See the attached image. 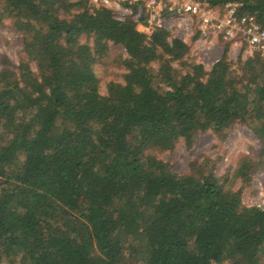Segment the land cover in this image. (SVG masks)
I'll return each instance as SVG.
<instances>
[{"label":"trees","instance_id":"trees-1","mask_svg":"<svg viewBox=\"0 0 264 264\" xmlns=\"http://www.w3.org/2000/svg\"><path fill=\"white\" fill-rule=\"evenodd\" d=\"M239 1L264 24V0ZM135 18L90 0H0V29L10 19L25 53L0 66V264H264V207L154 153L242 123L264 155V59L235 68L226 49L208 70ZM111 43L126 72L103 92L95 64Z\"/></svg>","mask_w":264,"mask_h":264},{"label":"rangeland","instance_id":"rangeland-1","mask_svg":"<svg viewBox=\"0 0 264 264\" xmlns=\"http://www.w3.org/2000/svg\"><path fill=\"white\" fill-rule=\"evenodd\" d=\"M143 31V28L138 25ZM176 34L173 33V36ZM197 35L189 39V59L201 63L199 60V45L196 44ZM91 40L87 36L83 41ZM216 47L209 61L204 66L210 70L214 61L220 58L228 49V59L237 68L243 60V49L233 50L228 43H221ZM223 51V52H222ZM22 35L15 32L10 19H6L0 29V66L3 60L10 61L9 66L18 65L24 56ZM127 57L122 45L110 44L109 52L95 64V70L100 77L101 90L106 92L109 82H122L126 72L121 63ZM180 70L179 63H174ZM262 141L247 125L236 123L222 132L213 129L199 133L191 144L184 139L178 141L173 150L155 151L160 158L169 163L171 169L180 174L203 171L214 173L226 185L235 191L240 190L242 201L247 206L264 207V155L260 154ZM245 159L251 160L249 178L243 180L235 175L237 169ZM195 173V172H194ZM197 173V172H196ZM219 264V263H216Z\"/></svg>","mask_w":264,"mask_h":264},{"label":"built area","instance_id":"built-area-1","mask_svg":"<svg viewBox=\"0 0 264 264\" xmlns=\"http://www.w3.org/2000/svg\"><path fill=\"white\" fill-rule=\"evenodd\" d=\"M90 1L94 8L111 10L120 21L134 16L139 10L143 20H135L148 35L154 30L165 29L171 37L179 38L186 44H189L190 37L197 35L199 60L203 65L221 43L230 44L233 50L243 49L242 57L245 59L255 54L264 59V24L242 12V1L231 0L223 4H212L209 0ZM173 33L176 35L173 36Z\"/></svg>","mask_w":264,"mask_h":264}]
</instances>
